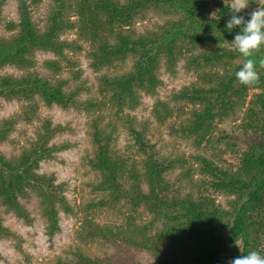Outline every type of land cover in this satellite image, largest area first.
Listing matches in <instances>:
<instances>
[{"label": "trees", "instance_id": "16d2710c", "mask_svg": "<svg viewBox=\"0 0 264 264\" xmlns=\"http://www.w3.org/2000/svg\"><path fill=\"white\" fill-rule=\"evenodd\" d=\"M72 2L53 0L44 28L38 29L31 19L28 2L18 0V23H9V30L13 32L10 37H0V68L7 65L30 68L35 63L36 51L62 55L64 48L73 47L59 38L64 31L74 27V21L67 16ZM98 2L100 11L97 8L91 10L87 0H81L80 4V14L92 28L89 33L102 38L97 51L92 53L95 58L92 65L101 69L127 55L134 57L130 71L111 77L102 75L99 79L100 92H112L109 102L119 109L135 108L139 103V90L154 93L161 84L157 77L161 59L172 68L183 57V50L192 51L206 41L210 45L221 43L223 47L211 46L210 50L190 55L188 58L196 69L221 61L240 58L245 62L247 59L232 48L236 30H226L231 17L229 3L215 0V10L211 11L207 0H129L125 4H119L117 0H96ZM3 3L4 0H0V24ZM151 6L164 8L178 17L164 25L160 32L134 39L120 33L114 35L115 32L110 30L109 35H114L112 43L103 36V25L97 24L100 14L105 13V22L121 27L137 10ZM85 10L89 11L86 15ZM252 59L259 78L251 85L238 82L235 73L243 66L239 64L222 74L201 73L199 77L206 86L192 83L174 92L173 99L195 106L190 112V124L181 128L184 135L199 138L197 142L205 137L208 139L214 119L231 115V112L234 114L249 87L264 91V46L254 52ZM64 85V80L51 82L34 72L25 71L19 76L2 74L0 100L39 97L46 105L55 104L62 108L76 105L77 92L65 90ZM257 101L259 106L248 107L240 125L256 141H246L238 154L236 168L221 166L216 160L199 156L201 166L197 180L187 179L189 167L179 171V180L184 185L176 184L175 178H168L172 169L181 166L179 157L173 159L157 152L153 144L143 141L140 131L130 126L133 145L144 158L137 165L128 167V161L113 151L112 138L94 123L93 143L96 148L88 159L98 179L94 191L100 195L94 208L129 206L134 214L143 210L150 221L141 227L135 225L133 216L130 223L119 227L101 226L93 218H86L81 239L97 237L112 244L122 241L152 253L159 264H228L229 260L251 251L264 255V94H259ZM85 105L86 108L106 107L89 101ZM17 122L15 115L0 120V144L9 140ZM52 134L53 130L45 126V130L37 133L29 147L18 155L7 156L0 151V205L29 224L33 218L22 199L33 193L38 197L46 221L45 234L49 238L60 231V212L69 208L63 184L56 181L53 172L40 171L42 162L51 160L59 149L65 147L49 144ZM214 192L232 196L227 209L215 203L211 197ZM156 223L160 225L156 234L142 237L145 228ZM11 235L0 219V238ZM236 243H239L237 251ZM163 246L169 250H163ZM76 256L75 262L66 264H97L89 253L80 250Z\"/></svg>", "mask_w": 264, "mask_h": 264}, {"label": "rangeland", "instance_id": "374dc122", "mask_svg": "<svg viewBox=\"0 0 264 264\" xmlns=\"http://www.w3.org/2000/svg\"><path fill=\"white\" fill-rule=\"evenodd\" d=\"M26 1L34 25L38 29H43L54 5L53 0ZM128 1L117 0L119 4H125ZM216 1L229 3V0ZM207 2L211 11H214L215 0H207ZM87 3L91 10L95 11L97 8V11H100V2L87 0ZM17 4L18 0H4L1 8L0 37L8 38L12 35L9 23H18ZM80 4L81 0H73L72 8L67 16L74 21V27L59 36L61 40L71 43L73 47L64 48L62 55L36 51L35 63L30 68L19 69L13 65L0 68V75L19 76L26 71L34 72L51 82L58 79L64 80L65 90L77 92V104L68 108L55 104L46 105L39 97L33 100H0V120L12 115L18 118L9 140L0 144V151L5 155H18L22 149L29 147L37 137V133L45 130V126L53 130L49 144L65 145L51 160L41 163L40 171L54 173L56 181L62 183L65 188L64 192L69 204L68 210L60 212V231L51 238L45 234L46 221L40 210L38 197L33 193L29 198L22 199L25 208L30 211L33 218L29 224L16 218L13 213L7 212L0 205L2 224L12 232L11 237L0 238V264H66L75 262L78 259L76 252L80 250L91 254L97 264H159L152 253L122 241L112 244L97 237L81 239V232L84 231L82 225L86 218H93V221L101 226L119 227L130 223L133 216H135V225L141 227L150 221V217L145 215L143 210L139 209L138 214H134L129 206L94 208V202L100 198V195L94 191V184L98 181L97 174L88 164V159L92 157L96 148L93 143L94 123L98 124L103 133L112 138L113 151L119 158L128 161L126 164L128 167L131 164L137 165L144 158V155L139 153L133 145L135 142L131 137L130 126L140 131L143 134V141L153 144L157 152L173 159L179 157L181 166L175 167L168 173V178H175L176 184L180 182L179 171L187 167L190 168V176L187 179L195 181L200 177L199 156L216 160L221 166L236 168L238 154L245 147L246 141L255 140L249 131L246 132L240 128L248 107L257 108V105L259 106L257 96L264 94L262 89L252 87L248 88L234 114L228 112L231 115L214 119L209 130V140L205 137L197 142L199 138L184 135L181 132L183 126L190 124V112L195 106L173 99L174 92L192 83L205 85L199 77L201 73L222 74L245 63L237 58L230 62L221 61L214 65H206L203 69L192 67L194 63L188 58L190 55L210 50L211 46L223 47L221 43L210 45L206 41L198 45L196 49H192L193 52L183 50V57L172 68H168L166 60L161 59L157 69V77L161 84L154 93L139 90L137 92L139 103L135 108L119 109L114 103H110L109 98L112 92H100V77L102 75L111 77L130 71L134 57L127 55L123 59L114 60L108 66L95 69L92 65L95 59L92 53L97 51V45L102 38H96L89 33L92 28L80 14ZM261 6H264V0H249L248 7L241 13L249 16ZM88 13V10L84 11V15ZM105 16V13L100 14L102 23L98 20L97 24L103 25V36H107L105 39L109 43L114 40L112 36L119 33L134 39L160 32L164 25L178 17L164 8L151 6L137 10L127 24L118 27L116 23L105 22ZM110 30L115 32L114 35H109ZM87 101L106 107L86 108ZM256 139L258 140L257 137ZM179 185H184V182H180ZM211 197L224 209L229 207L228 200L232 198L231 195L219 192L211 193ZM159 227V223H156L145 228V233L142 231V237H152ZM237 245L239 243L235 244L236 251ZM164 248L168 249L163 246V250Z\"/></svg>", "mask_w": 264, "mask_h": 264}, {"label": "clouds", "instance_id": "9594fccd", "mask_svg": "<svg viewBox=\"0 0 264 264\" xmlns=\"http://www.w3.org/2000/svg\"><path fill=\"white\" fill-rule=\"evenodd\" d=\"M249 0H229L231 17L226 23V30H236L232 48L246 57L243 66L235 73L241 85H251L258 81L259 74L252 59L254 52L264 46V6L258 7L245 19L241 12L248 7ZM264 63V61H262ZM228 264H264V255L251 251L242 257L233 258Z\"/></svg>", "mask_w": 264, "mask_h": 264}]
</instances>
